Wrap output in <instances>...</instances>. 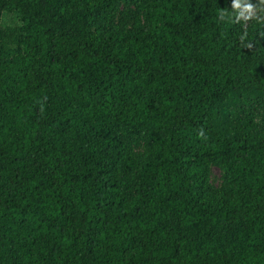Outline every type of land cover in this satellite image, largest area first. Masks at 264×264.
<instances>
[{"label": "trees", "instance_id": "trees-1", "mask_svg": "<svg viewBox=\"0 0 264 264\" xmlns=\"http://www.w3.org/2000/svg\"><path fill=\"white\" fill-rule=\"evenodd\" d=\"M0 264H264V0H0Z\"/></svg>", "mask_w": 264, "mask_h": 264}, {"label": "rangeland", "instance_id": "rangeland-1", "mask_svg": "<svg viewBox=\"0 0 264 264\" xmlns=\"http://www.w3.org/2000/svg\"><path fill=\"white\" fill-rule=\"evenodd\" d=\"M124 13H126V14L122 15V17H121L123 22L131 24L133 21V13L131 11V8L126 6L124 8ZM4 20H5L6 24H11V21L12 20L14 21V17L12 15H7V16H5ZM134 151L137 155H142V154L146 153L147 147L144 144V142H142V143L134 146ZM223 181H224V171L219 166L212 164L211 165V182H212L213 186L220 187L222 185Z\"/></svg>", "mask_w": 264, "mask_h": 264}]
</instances>
